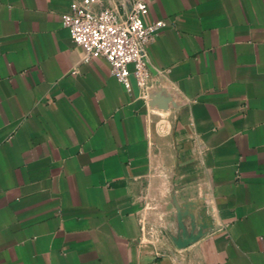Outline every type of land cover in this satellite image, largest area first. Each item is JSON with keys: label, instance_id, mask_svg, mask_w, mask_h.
<instances>
[{"label": "crops", "instance_id": "crops-1", "mask_svg": "<svg viewBox=\"0 0 264 264\" xmlns=\"http://www.w3.org/2000/svg\"><path fill=\"white\" fill-rule=\"evenodd\" d=\"M146 2L143 91L0 0V264H264V0Z\"/></svg>", "mask_w": 264, "mask_h": 264}, {"label": "built area", "instance_id": "built-area-1", "mask_svg": "<svg viewBox=\"0 0 264 264\" xmlns=\"http://www.w3.org/2000/svg\"><path fill=\"white\" fill-rule=\"evenodd\" d=\"M131 1L129 12L124 14L110 8L91 10L87 6H73L61 20L73 43L83 49L82 62L102 57L109 64L112 76L126 90L134 82L145 91L159 74L149 64L147 47L166 23L145 24L146 0ZM94 2L90 0V4Z\"/></svg>", "mask_w": 264, "mask_h": 264}]
</instances>
